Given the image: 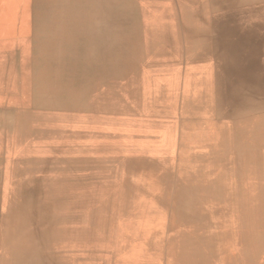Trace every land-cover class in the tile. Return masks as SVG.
<instances>
[{"label": "rangeland", "instance_id": "rangeland-1", "mask_svg": "<svg viewBox=\"0 0 264 264\" xmlns=\"http://www.w3.org/2000/svg\"><path fill=\"white\" fill-rule=\"evenodd\" d=\"M216 1L113 0L118 13H124L118 17L125 42L119 46L122 64L112 97L95 105L79 100L84 79L72 97L44 95L54 99L44 105V99L24 89L29 85L24 74L30 46L18 49L13 69L21 76L19 90L27 93L25 113L8 121L9 113L3 114L0 124H10L12 132L20 116L28 117V133L5 137L4 143L15 149L25 141L44 142L51 155L44 164L45 159L32 158L38 161L37 175L26 167L34 166L25 163L30 158L10 157L9 168L0 164V202L19 198L37 204L46 199L39 218L45 254L48 247L51 251L47 264H264V234L257 218L264 210V169L261 161L240 150L248 140L252 113L244 117L221 103L224 75L213 45L208 42L203 51L202 43L183 29L187 24L211 25ZM200 8L205 11L201 17L185 14ZM35 100L50 108H41L48 115L32 116L40 111ZM74 207L75 218H69ZM67 249L71 251L65 253Z\"/></svg>", "mask_w": 264, "mask_h": 264}, {"label": "bare ground", "instance_id": "bare-ground-1", "mask_svg": "<svg viewBox=\"0 0 264 264\" xmlns=\"http://www.w3.org/2000/svg\"><path fill=\"white\" fill-rule=\"evenodd\" d=\"M107 2L110 3L112 2V4L103 5L104 3ZM195 3H200V0H196ZM242 3L246 4V6L243 7L244 10L243 9L238 10L237 9L238 6ZM216 6H217V11L215 12L216 18L214 16L212 17L211 25H208L206 27H200L196 25L187 24L186 27L183 29L184 32H186V34L191 37V39L195 37L199 41V43H202L203 51H207L208 42L213 45V49H215L214 56L218 62L217 64H219L220 71L224 75V78L222 80V83L224 84V91H223L224 93L222 91H221L222 94H220L221 92L219 93L220 94L219 100H221V103L223 102L227 106V109L230 112H234V110L237 109L238 114L244 117H246L248 113H252L253 118L251 120V123L250 120H245V119L243 120V123H250L252 127L247 133L248 140L247 141L244 140L240 144V150L245 155L248 156L253 155L252 157L255 160V162L261 161V164L263 165V169H264V0H218L216 1ZM203 13H205V11H203L202 8H200L197 12L196 11L192 12L191 10L185 14H191V16L197 15L201 17ZM119 14H124V13H118V9L113 5V0H79V1L78 0H0V119H3L5 117L3 114L9 113V117L7 118L5 117V119L8 121L12 115L14 117H17L19 114L23 115L25 113V112L23 113V108H24L23 105L26 104L25 96L27 95V93L24 92V89L25 91L28 90V92L34 93L36 96H40L41 99H44L43 100L44 105H47L48 101L52 103L54 99L51 100L52 98L50 97L45 98L44 95L47 96L50 94L53 96L59 95L65 98L72 97L71 92H73V90L76 89L78 85H80V82L83 79H85L86 76L89 77V75L93 73L92 69H94L95 67H99V65L103 64L105 60L107 61L111 59V56H113V62H115L117 59V63H116L117 65L122 64V63L119 64V59H120L119 46L125 45V42L123 39H120V33L121 35L123 33L122 31L121 32L119 31L120 30V23H118ZM177 22L178 21H176V23ZM127 28L130 29V24L127 25ZM152 37L153 36L151 35V38ZM26 43L30 47L27 56L28 68L26 69V73L24 74V77L26 78V80L29 81V85L24 89L21 87V89L19 90V86H20L19 83L21 82V76L15 69H13V64L15 63L17 56H19L18 49L23 44ZM156 45L154 44L153 46ZM24 50L25 48L23 49V51ZM139 57L142 56L139 55ZM52 63H55L53 64L55 67L50 66ZM118 69L120 70L121 68ZM47 70L48 72L43 73L44 71ZM117 72L119 71L117 70ZM155 72H156V68H155ZM78 81H80L79 84ZM172 87L173 86L171 84V87L169 88ZM109 96L110 95L107 94L106 91L93 88L91 91H89V98H88L89 105L91 102H93L92 105H95V103H98L102 98ZM80 99L82 101L84 100L83 95H81L79 100ZM64 103L65 102L63 101L62 105ZM7 104L10 105L9 107L11 106L13 107L12 111L11 110L6 111V109L8 108L6 106ZM34 108L40 111H33L32 112L33 117L34 116L37 117L39 115L44 117L45 114L46 115L49 114V112H42V110H44L45 108L47 109L50 108L48 106L39 105L37 103V100H35ZM41 108L43 109L41 110ZM26 116L28 115L26 114ZM19 118L20 119L17 120L16 126L14 127L15 130L13 129L12 132L10 129V124L8 126L4 124L3 125L0 124V164L3 168H9L10 161H14L10 157H20V158L23 157V159L30 158L28 159V161L25 162L29 165L31 162H35L32 161L33 157H39L40 159H45L44 161H41V164H44V162H46V160L51 155L50 149L47 147L46 143L44 142H39L35 140L25 141L23 142L22 146H18L15 149H11L10 148L11 145L8 146L6 143H4V141H6V139H4L5 137L10 138L9 136H11L10 140H12V136H16V138H20V137L23 138L28 133V125L26 122V120H28V117H23L22 119L20 116ZM117 132L119 131H116V133ZM143 151L145 152V150ZM3 161H5V164H3ZM33 165H34L33 167L32 166H26V167L29 171L33 172V173L31 172V174L37 175L36 172L37 170L40 169L37 167L38 161H36ZM59 176H61V174ZM22 193L24 192H21L20 194ZM50 193H54V192L50 191ZM25 194L28 195V193ZM36 203L38 205L31 201L21 200L19 198L16 201L7 202L5 200L3 202H0V264H47L45 259L51 255V251L49 250L48 247V251L45 254L46 245H43L44 239H42V237L45 234L44 232L45 229L40 227V224L42 223H40V218H39V212L41 210H45L44 208H46V199H40ZM74 209L77 208L76 207L72 208L68 216L69 218H73ZM158 209H160V206ZM84 210H86V208ZM149 210H151V208H149ZM151 211L154 212L153 209ZM161 211L163 213V209ZM162 216L164 215H161V217ZM257 218H259L261 234L263 235L264 234L263 209H261L260 216ZM99 221L100 219L98 220V222ZM68 227L70 229L72 225L68 224ZM194 229L196 228L194 227ZM201 235L203 234H200V236ZM210 236L211 235H209V237ZM76 237H78V235ZM157 237L159 236L157 235L156 238ZM195 239L197 240V238ZM182 246L184 247V245ZM67 251L69 252L71 251V249H67L65 253ZM60 254H62V251ZM7 256L11 259V261H9L8 263H6L5 260L8 258ZM209 261L210 260H208V264Z\"/></svg>", "mask_w": 264, "mask_h": 264}, {"label": "crops", "instance_id": "crops-1", "mask_svg": "<svg viewBox=\"0 0 264 264\" xmlns=\"http://www.w3.org/2000/svg\"><path fill=\"white\" fill-rule=\"evenodd\" d=\"M116 63H117V59L115 62H113V56H111V59L107 61L105 60L103 64L99 65V67H95L96 69L95 68L92 69L93 73L90 74L89 77L86 76V78L84 79L85 80L84 89L82 90L85 106H87L86 103H88L89 91H91L93 88L106 91V93L109 94L110 96L113 95L114 86L112 85L116 84V81L118 80L117 78L118 65ZM88 83H91L89 87H88Z\"/></svg>", "mask_w": 264, "mask_h": 264}]
</instances>
